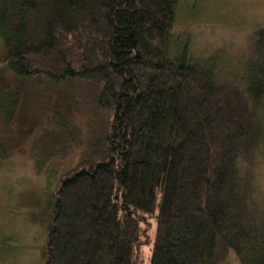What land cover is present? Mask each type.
<instances>
[{"label": "trees", "instance_id": "trees-1", "mask_svg": "<svg viewBox=\"0 0 264 264\" xmlns=\"http://www.w3.org/2000/svg\"><path fill=\"white\" fill-rule=\"evenodd\" d=\"M178 3L0 0V67L98 114L97 142L51 192L45 264H143L151 220L147 264H264V25L222 71L174 36ZM17 91L0 87L4 122Z\"/></svg>", "mask_w": 264, "mask_h": 264}, {"label": "rangeland", "instance_id": "rangeland-1", "mask_svg": "<svg viewBox=\"0 0 264 264\" xmlns=\"http://www.w3.org/2000/svg\"><path fill=\"white\" fill-rule=\"evenodd\" d=\"M263 25L264 0H179L172 32L187 41L193 57L212 58L222 71L234 72ZM3 86L18 90V98L13 119L4 122L0 113L1 146L9 151L16 139L10 156L0 160V264H45L51 192L97 142L98 114L82 107L68 85L23 81L0 67ZM254 177L256 199L264 207V149L257 154ZM153 231L151 220L140 251L143 264ZM219 264L239 261L230 252Z\"/></svg>", "mask_w": 264, "mask_h": 264}]
</instances>
